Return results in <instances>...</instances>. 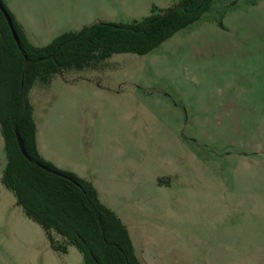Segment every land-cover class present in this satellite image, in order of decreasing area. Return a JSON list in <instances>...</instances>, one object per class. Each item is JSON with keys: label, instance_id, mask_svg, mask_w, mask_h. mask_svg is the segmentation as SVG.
<instances>
[{"label": "rangeland", "instance_id": "374dc122", "mask_svg": "<svg viewBox=\"0 0 264 264\" xmlns=\"http://www.w3.org/2000/svg\"><path fill=\"white\" fill-rule=\"evenodd\" d=\"M3 2L45 47L177 0ZM28 98L42 158L94 185L144 264H264V0H214L151 53L70 70ZM2 176L0 264H86L53 248Z\"/></svg>", "mask_w": 264, "mask_h": 264}, {"label": "trees", "instance_id": "16d2710c", "mask_svg": "<svg viewBox=\"0 0 264 264\" xmlns=\"http://www.w3.org/2000/svg\"><path fill=\"white\" fill-rule=\"evenodd\" d=\"M17 45L0 10V127L4 137L2 182L24 213L45 231L55 250L78 248L86 264H142L127 226L101 202L91 182L46 162L37 146V125L29 94L36 84L105 61L114 54L147 55L199 21L214 0H178L129 23H97L34 46L13 15ZM19 133L30 160L21 153ZM42 164L46 169L38 166Z\"/></svg>", "mask_w": 264, "mask_h": 264}, {"label": "water", "instance_id": "95a60500", "mask_svg": "<svg viewBox=\"0 0 264 264\" xmlns=\"http://www.w3.org/2000/svg\"><path fill=\"white\" fill-rule=\"evenodd\" d=\"M0 10L2 11V13L4 14L7 22H8V25H9V28L13 34V37L17 43L18 46H20V39H19V36L15 30V27H14V24H13V21H12V18L11 16L9 15V13L7 12V10L5 9V7L3 6L2 2L0 1ZM16 136H17V141H18V144H19V148H20V151L21 153L24 155L25 158H27L28 160H30V157L25 149V146H24V142L20 136V134L17 132L16 133ZM38 166H40L41 168L43 169H46V167H44L42 164L38 163Z\"/></svg>", "mask_w": 264, "mask_h": 264}, {"label": "crops", "instance_id": "0c3cea01", "mask_svg": "<svg viewBox=\"0 0 264 264\" xmlns=\"http://www.w3.org/2000/svg\"><path fill=\"white\" fill-rule=\"evenodd\" d=\"M178 1V0H177ZM168 7V6H167ZM167 7H161V8H163V9H166ZM25 34H26V36H28L27 35V33H26V31H25ZM28 38V40H29V37H27ZM30 41V40H29ZM1 128V127H0ZM2 139V141H1V144H2V146H3V158H2V162L0 163V167H1V169H2V172H3V169H4V165H5V153H4V147H5V142H4V137H2L1 138ZM37 146H38V140H37ZM38 149H39V151H40V148H39V146H38ZM41 153V152H40ZM134 243V242H133ZM134 247H135V245H134ZM136 250V249H135ZM139 257V256H138ZM140 259V258H139ZM140 261H141V259H140ZM142 262V261H141ZM142 264H144L143 262H142Z\"/></svg>", "mask_w": 264, "mask_h": 264}]
</instances>
